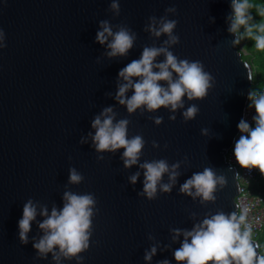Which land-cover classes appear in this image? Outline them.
I'll return each mask as SVG.
<instances>
[{"label": "water", "instance_id": "95a60500", "mask_svg": "<svg viewBox=\"0 0 264 264\" xmlns=\"http://www.w3.org/2000/svg\"><path fill=\"white\" fill-rule=\"evenodd\" d=\"M111 2L0 0V29L5 33L0 43L6 44L0 48V264H55L51 253L38 258L33 243L43 235L40 206H47L49 213L53 206L62 208L65 191L92 193L97 200L99 211L92 217L90 247L81 253L83 264H158L165 259L177 264L173 251L183 236L174 241L172 229L191 230L220 211L238 213L235 196L241 185L226 152L244 117L252 67L228 32L231 0H119L118 17L109 11ZM169 7L177 14H166ZM153 15L178 21L174 32L180 43L169 50L179 59L201 61L215 84L203 100L185 97V107L175 112L163 107L149 112L143 106L128 113L115 99L118 81L123 82L119 71L139 59L144 46H164L168 38L144 31ZM101 20L124 23L137 33L127 56L106 55L107 44L96 41ZM164 59L161 55L157 62ZM193 103L200 111L185 122L182 113ZM106 107L113 108L116 121H130L129 139L143 136L140 163L180 161L181 174L171 193L158 189L155 200L140 196L144 170L138 164L124 166V149L96 152L88 134H95L92 121ZM156 116L163 118L159 125L152 119ZM71 167L84 176L82 183H69ZM204 168L224 175L227 184L217 186L214 202L201 204V197L181 193L180 186ZM136 172L140 177L132 184L129 177ZM163 182H168V174ZM28 199L38 205V215L28 243L22 244L18 222ZM153 245L157 252L149 262L145 250ZM60 264L77 261L62 258Z\"/></svg>", "mask_w": 264, "mask_h": 264}, {"label": "clouds", "instance_id": "9594fccd", "mask_svg": "<svg viewBox=\"0 0 264 264\" xmlns=\"http://www.w3.org/2000/svg\"><path fill=\"white\" fill-rule=\"evenodd\" d=\"M252 7L251 0H231L232 13L227 18L228 32L235 36L232 41L234 46L249 39L254 41L257 50L264 51V9H258L262 20L257 22L250 11ZM109 11L116 17L120 15L119 0H112ZM165 13L177 14V9L169 7ZM177 24V20L169 19L167 15L159 18L150 16L144 31L155 37L166 34L168 38L163 42L164 46H144L140 58L132 60L119 71V79L123 82L118 81L115 99L126 106L128 113H134L143 106L149 112L162 107L175 112L185 107V97L188 101L203 100L214 87L215 78L205 71L201 61L179 59L169 50L172 45L180 43V37L174 32ZM99 25L96 41L101 45L107 44L109 51L106 55L109 58L127 56L137 40V33L124 23L113 25L108 20H101ZM4 38L5 33L0 29V41ZM4 47L6 44L0 43V48ZM161 55L165 59L157 62V57ZM249 79L253 80V74ZM161 81L166 82V86ZM130 90L132 95L129 97L126 94ZM248 99V107L255 109L256 114L252 117L255 126L252 127L244 118L239 121L237 127L241 135L235 142L233 152L242 168L249 171L258 169L264 175V90H250ZM199 111L195 103L191 104L182 113L184 121L195 119ZM152 119L157 125L163 120L158 116ZM170 119L175 120L176 117L170 116ZM114 121L116 113L112 107L104 108L92 121L95 134L90 132L88 135L92 137L96 152L115 153L124 149L121 156L124 166L131 168L138 164L144 170L143 191L138 193L140 196L155 200L158 189L161 193H171L181 174L178 171L180 161L171 165L166 159L140 163L146 143L143 136L135 135L129 139L130 121L126 118ZM202 133L207 134V129H202ZM152 144L159 147L156 141ZM167 146L165 144V148ZM97 159L102 161L104 156L98 155ZM165 174H168V182H163ZM139 177L140 172H136L129 179L132 184H136ZM83 180L84 176L75 167L69 169L70 184H80ZM226 184L224 175H217L212 168H204L202 172L193 173L180 186V192L193 199L201 197L200 203L204 204L214 202L217 186L223 189ZM63 200V207L53 206L50 213L47 206H40L39 215L44 219L38 222V227L43 235L38 240L34 238L33 247L37 250L38 258L47 259L51 253L55 264H60L62 258L69 261L75 259L77 264H83L81 253L90 247L92 217L94 210L95 213L99 211L97 200L92 193L77 194L72 191H65ZM37 208L38 205L32 199H28L23 206V216L18 222L22 244L28 243V233L38 215ZM247 216V207L238 213L226 214L220 211L206 216L191 230L172 229L174 241L183 236L180 247L173 251L175 261L177 264H264V252L258 251L261 245L252 238V226L247 223ZM156 252L157 247L153 245L150 250H145L144 259L150 262ZM158 264H171V261L165 259Z\"/></svg>", "mask_w": 264, "mask_h": 264}, {"label": "built area", "instance_id": "2783aa9c", "mask_svg": "<svg viewBox=\"0 0 264 264\" xmlns=\"http://www.w3.org/2000/svg\"><path fill=\"white\" fill-rule=\"evenodd\" d=\"M249 103L250 101L248 100L243 118L252 126L255 125L252 117L256 113L254 108L250 109L248 107ZM240 135L241 132L238 131L226 152V158L236 167L237 174H239L238 181L241 185V191L235 196V200L239 205L238 212H242L243 208L247 207V223L252 226V238L256 239L264 231V193L261 189L255 188L253 182L260 178L262 174L258 169L249 171L237 163L233 149Z\"/></svg>", "mask_w": 264, "mask_h": 264}, {"label": "trees", "instance_id": "16d2710c", "mask_svg": "<svg viewBox=\"0 0 264 264\" xmlns=\"http://www.w3.org/2000/svg\"><path fill=\"white\" fill-rule=\"evenodd\" d=\"M253 7L250 9L255 20L259 22L262 17L258 14V9H264V0H251ZM243 31V29H241ZM241 45V47H240ZM242 57L246 59L252 67L253 80L251 84V90L257 92L264 90V51L257 50L254 47V41L244 39L238 45ZM255 125H252L254 127ZM255 188L261 189L264 193V175L253 182ZM261 245L259 251L264 252V231L256 238Z\"/></svg>", "mask_w": 264, "mask_h": 264}]
</instances>
